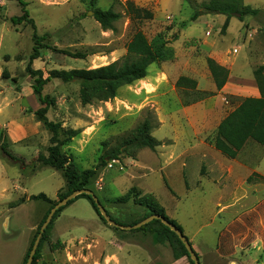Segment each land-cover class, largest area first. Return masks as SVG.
<instances>
[{
  "label": "rangeland",
  "instance_id": "obj_1",
  "mask_svg": "<svg viewBox=\"0 0 264 264\" xmlns=\"http://www.w3.org/2000/svg\"><path fill=\"white\" fill-rule=\"evenodd\" d=\"M19 1L26 4L35 32L43 36L40 56L31 66L41 69L44 77L53 69L94 68L118 60L126 52L135 24L154 46L163 47L164 59L151 63L144 78L121 86L108 101L83 105L78 81L50 79L42 90L55 102L47 117L83 129L61 150L80 168H95L90 186L116 220L132 223L143 215L144 208L131 200L110 202L135 186L155 198L198 253L214 250L225 222L264 197L261 183L237 181L246 172H237L235 163L253 166L255 155H264V146L248 140L236 160L213 146L219 121L250 92L237 85L247 87V75L256 68L251 63L264 62V52H249L264 46V0H243L258 13L243 20L232 16L225 29L223 14H201L190 20L192 3L203 0H131L153 12L152 19L138 23L125 11L129 0H0V264H22L48 208L45 200L34 196L58 200L57 192L65 190L61 170L37 159L47 153L50 134L34 116L40 103L26 72L33 28L10 19L21 14ZM96 8H112L120 14L113 29L101 28L89 13ZM206 39L232 52L239 48L232 73L243 76L227 79L224 93L215 89L208 70ZM62 50L87 56L73 58ZM181 75L195 79L197 89L213 95L193 102L196 95L175 84ZM145 119H150L151 135L161 145L154 150L131 147L111 167L108 159L97 166L103 151L115 147L120 137ZM229 163L235 169L227 178ZM115 235L121 238L118 244ZM57 240L63 246L55 250L48 242L42 244L39 264H170L173 258L170 245L154 242L148 229H115L103 222L83 196L57 214L50 242Z\"/></svg>",
  "mask_w": 264,
  "mask_h": 264
},
{
  "label": "trees",
  "instance_id": "obj_2",
  "mask_svg": "<svg viewBox=\"0 0 264 264\" xmlns=\"http://www.w3.org/2000/svg\"><path fill=\"white\" fill-rule=\"evenodd\" d=\"M19 3L21 5V14L18 16H12L10 19L15 24L27 22L33 28V47L29 56V61L26 65V72L33 80V93L37 96L40 103V106L33 111L34 116L50 134L48 140L49 145L46 149L47 153L39 154L37 159L44 165L61 170L65 179V190L57 192L59 200L75 189L89 188L92 190L90 185L92 178L95 175V168H80L69 155L61 150V147L64 144L70 142L79 134L80 129L65 127L61 122L50 120L47 117L48 109L50 106H53L55 102L48 94L42 93L43 86L52 78H58L64 82L76 80L79 83L78 97L81 104L86 105L91 104L94 101H108L115 97L117 90L121 86L131 84L144 78L147 74L148 66L151 63L165 58V51L163 47L154 46L139 26L135 24L132 35L126 44V52L118 60L94 68H74L69 70L53 69L44 77L41 69H35L31 66V62L40 56V49L43 47V44L41 43L43 36L38 35L35 32V24L33 19L29 17L28 10L25 8L26 4L21 1H19ZM192 6L194 11L190 20H195L201 14H223L225 16L222 25L223 29L228 26L229 20L232 16H236L239 20H243L247 15L255 16L258 13L257 9L245 5L243 0H203L197 4L192 3ZM125 11L130 16L133 23L153 18V12L151 10L139 7L131 0L126 1ZM119 16L120 14L112 8L105 10L96 8L93 10V18L100 24L102 29H113V23L119 18ZM61 52L73 58H85L87 56L86 53L81 51L62 50ZM206 63L216 89H221L227 81L229 74L228 69L218 64L210 57H207ZM253 78L259 90V96L244 97L234 109L229 111L219 121L216 128L213 146L228 158L236 157L238 151L248 140H252L264 146V65H259L253 70ZM175 84L177 87L193 92L196 95V97L193 98V102L213 95L211 92L197 89L195 79L185 75L179 76ZM152 127L150 119H145L126 135L120 137L118 139V144H116L115 147L103 151L98 158L99 162L97 166H104L107 163V159H118L119 155L122 153L128 154L129 148L131 147H146L154 150L161 144V141L151 135ZM106 143L107 142L105 141L103 144L105 145ZM256 180H264V177L254 173L247 178V182ZM78 196L85 197L97 216L106 223L89 195H77L66 205L56 210L40 238L31 264H39L38 259L40 257V249L44 242L49 243L50 250H55L63 246V243L59 240L55 243H51L50 233L57 214L76 200ZM34 197L45 200L48 203V208L36 227L35 234L33 235L30 245L24 255L22 264H25L26 262L32 243L47 213L57 202V200L49 199L44 194H39ZM130 200L134 204L144 208V213L141 218L132 223H121L116 220L105 207L111 219L121 224L130 225L137 223L148 215L157 213L164 216L182 230L179 224L165 215L163 207L158 204L151 194H143L141 190L135 186L129 188L125 194L112 198L110 202L113 204H125ZM99 202L101 203L100 200ZM145 229H148L154 242L168 243L171 247L174 258L186 256L189 264H193V261L190 259L183 243L179 240L177 235L160 220L154 219L131 230L140 231ZM41 264L46 263L43 262Z\"/></svg>",
  "mask_w": 264,
  "mask_h": 264
},
{
  "label": "crops",
  "instance_id": "obj_3",
  "mask_svg": "<svg viewBox=\"0 0 264 264\" xmlns=\"http://www.w3.org/2000/svg\"><path fill=\"white\" fill-rule=\"evenodd\" d=\"M253 30L255 32L258 31V29ZM205 42L209 44L207 45L208 57L212 58L215 60V62L228 69L229 74L227 79H231L232 77L240 79L241 75L243 76V74H241L239 71L237 76L232 73V65L235 62V58L239 49L238 47L234 49V52H232L225 48L223 44L219 46L215 41L208 42L206 39ZM259 48L260 50L254 49L253 51H249L250 54H256L258 52L263 53L264 46H260ZM248 64L250 63L248 62ZM251 64L255 67H258L259 65H264V62H253ZM247 76L249 82L247 87L245 85L238 84V89H249V94L243 97L259 96V90L253 78V73L251 72V74ZM225 90L224 84V86L217 91L224 93ZM74 129H77V127ZM82 131L83 129H80V132L76 137L79 138V136L82 134ZM231 159L236 160V157ZM117 161L119 160L117 159ZM235 163L238 164L236 169L237 172H246V175H244L242 180L239 179L237 181H243L246 184L259 182L264 187V180L247 182V178L254 173L264 177V155L262 157L255 155L253 159V166L249 165L245 161H237ZM228 165L229 167L226 169L227 178L231 176L233 170L235 169H233L232 163H229ZM121 168L123 169L122 165ZM219 235L220 241L218 242V245L216 244V247L212 251L202 252L200 254L197 252V250H195L194 245L190 243L192 248L197 253L199 261L202 256H205V262H203L202 258V263L200 262V264H264V197L253 200L250 205H248V207L243 210V212L237 214L233 219H228L222 226ZM120 239V237H116L115 235L114 242L118 244L121 242ZM235 255H238L237 259L233 258ZM112 256L113 258H117L116 255ZM170 264H188V258L186 256H182L180 258L174 259L173 257Z\"/></svg>",
  "mask_w": 264,
  "mask_h": 264
},
{
  "label": "water",
  "instance_id": "obj_4",
  "mask_svg": "<svg viewBox=\"0 0 264 264\" xmlns=\"http://www.w3.org/2000/svg\"><path fill=\"white\" fill-rule=\"evenodd\" d=\"M89 13L92 14L93 12L90 11ZM80 194L89 195L92 198V200L94 201V204H95L97 210L99 211L100 215L102 216V218L106 221V223H108L109 225H111L115 228H119V229H123V230H131V229H136V228H138V227H140V226H142V225H144V224H146V223H148L154 219L160 220L165 226H167L171 231H173L177 235L179 240L185 246L190 259L193 261V264H200L198 255L196 254L195 250L192 248L188 239L184 236L182 230H180L175 224L170 222L164 216L157 214V213H153L151 215L144 217L142 220L138 221L135 224L125 225V224L118 223L115 220L111 219V217L107 213L105 207L99 202L98 197L89 188L75 189V190L71 191L69 194H67L64 198L57 200V202L49 210V212L47 213L43 223L41 224L39 231H38V233H37V235H36V237L32 243V246L30 248V251L28 253L25 264H31L32 263V260H33L34 254L36 252V249L38 247L40 238H41L45 228L47 227L48 223L52 219L56 210L59 209L60 207L64 206V205H66L70 200H72L73 198H75L77 195H80Z\"/></svg>",
  "mask_w": 264,
  "mask_h": 264
},
{
  "label": "built area",
  "instance_id": "obj_5",
  "mask_svg": "<svg viewBox=\"0 0 264 264\" xmlns=\"http://www.w3.org/2000/svg\"><path fill=\"white\" fill-rule=\"evenodd\" d=\"M110 161H111V162H108V164H107L109 167L112 166V163L117 162V159H111Z\"/></svg>",
  "mask_w": 264,
  "mask_h": 264
}]
</instances>
